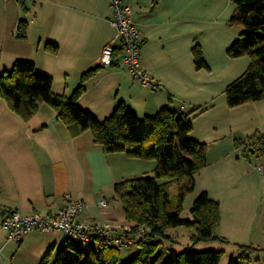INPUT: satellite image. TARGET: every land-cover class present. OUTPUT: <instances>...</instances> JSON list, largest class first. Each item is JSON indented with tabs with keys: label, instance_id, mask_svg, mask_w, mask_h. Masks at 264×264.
I'll list each match as a JSON object with an SVG mask.
<instances>
[{
	"label": "crops",
	"instance_id": "obj_1",
	"mask_svg": "<svg viewBox=\"0 0 264 264\" xmlns=\"http://www.w3.org/2000/svg\"><path fill=\"white\" fill-rule=\"evenodd\" d=\"M126 3L140 29L143 67L160 83L157 90L135 80L122 65L123 53L112 23L110 0H0V76L17 61H31L39 73L52 78L54 93L70 97L82 84L84 75L97 70L84 82L86 91L79 105L98 120L108 119L120 104L140 117L155 115L167 105L187 113L199 110L192 117V137L208 144L210 164L229 163V168L242 165V147L235 143L232 148L229 144L222 146L225 132L242 136L252 112L247 114L245 107L259 112L254 109L256 102L236 108H230L227 102L228 86L243 76L252 62L249 56L232 58L228 53L244 32L243 26L230 25L237 8L235 3ZM24 23L27 37L21 39L20 26ZM110 43H116L117 55L113 66L104 67L99 59ZM52 47L57 50L54 52ZM196 50L201 51L208 69L197 68ZM258 121L264 122V117H258ZM258 129L262 127L252 132ZM262 140L264 135L257 140L256 148L262 146ZM156 166L155 161L131 158L126 153L105 152L94 143L91 132L73 135L47 105H42L27 122L0 99V264H40L49 252L53 259L63 246L73 243L59 231H32L19 243L9 242L2 227L4 219L13 212L58 213L67 195L86 203L81 222L109 223L116 228L113 237L131 236L135 244L126 247L131 255L132 247L143 236L131 233L133 223L126 219L115 185L143 177ZM205 173L204 169L196 176L195 190L199 191L201 184V193L206 191L218 201L220 197L212 194L204 180ZM239 176L242 188L260 185L261 179L255 178L249 169L241 170ZM232 193L242 194L235 190ZM239 195L237 200L242 197ZM102 201H107V205L102 206ZM120 209L123 213H119ZM221 223V228L230 227ZM91 246L100 250L101 243Z\"/></svg>",
	"mask_w": 264,
	"mask_h": 264
},
{
	"label": "trees",
	"instance_id": "obj_2",
	"mask_svg": "<svg viewBox=\"0 0 264 264\" xmlns=\"http://www.w3.org/2000/svg\"><path fill=\"white\" fill-rule=\"evenodd\" d=\"M232 1L237 8L230 25H241L244 32L229 50V56H249L252 60L243 76L226 90L229 107L236 108L264 100V0ZM25 25L20 26L21 39L27 37ZM52 50L55 52L57 48L52 47ZM195 60L198 69L209 68L200 50H196ZM96 71L87 72L82 84L69 97L54 93L52 78L39 73L34 62L20 60L0 76V99L27 122L37 115L42 105H47L57 112L58 119L73 135L91 132L94 143L105 152L155 161L157 166L152 176L115 185L126 219L133 223L131 233L144 229V235L137 241L139 251L130 261L122 259L121 250L126 247L101 243L100 250L85 251L68 243L53 260L49 252L40 264H220L223 252H178L162 246L163 242L171 240L167 232L178 227L194 229L195 242L222 240L217 235L221 205L211 199L208 192H202L194 202L191 218L182 217L184 203L195 191L196 176L208 167V144L192 137V117L199 110L187 113L167 105L155 115L140 117L120 104L102 122L79 105L86 91L84 82ZM262 136L256 133L240 144L256 149L257 140ZM174 187H178L177 195L172 192ZM249 260L244 256L241 261L232 259L230 264H246Z\"/></svg>",
	"mask_w": 264,
	"mask_h": 264
},
{
	"label": "rangeland",
	"instance_id": "obj_3",
	"mask_svg": "<svg viewBox=\"0 0 264 264\" xmlns=\"http://www.w3.org/2000/svg\"><path fill=\"white\" fill-rule=\"evenodd\" d=\"M255 104L256 105L254 109L256 112H259V114L253 112V107H245L248 110L247 114H249L250 111L252 112L249 114V124L244 125V131L241 132L242 136L244 135V138L240 139L242 136H232L229 131H226V137L223 139L224 141L222 143V146L229 144L231 145V148L234 145L233 143H235L237 146L243 148L241 154L244 155L242 158H244L245 161L242 165H239L236 168H229L231 166L229 163L219 164L216 166L210 164V147H208V167L205 168V170H207L205 177L207 176V178L204 180L211 188L212 194L216 196L217 193V195L220 197L219 200L222 202H220L222 206L221 214L223 215V220L221 215V222H223V225L228 224L230 226H223L222 228L220 226L217 229V235L222 240H216L212 242H195L197 232L194 231V229L179 227L176 229H171L167 232V235L170 236L171 240L163 242L162 246H165L168 249H176L178 252L190 250L195 252H223L224 255L220 264H230L232 259L241 261L244 256L250 258L249 262L246 264H264V145L251 151L245 144H240L243 141H247L248 138L252 137L257 132L264 135V122H260V124H258V117H264V100L258 101ZM261 127L262 129L252 132L254 129ZM239 130L240 129L237 131ZM245 168H248L249 171H252L255 178L261 179L260 185L253 184L250 187L246 185L244 188H242L240 181L241 177L239 175L241 170H248ZM147 175L152 176L153 170L147 172ZM200 186H198L199 191L195 190L193 193H191L184 203L182 217L185 219L191 218L190 210L196 199L201 194ZM234 190L236 192L239 191L242 193L237 194V196L239 194V196H242L241 199L238 198L239 200H237V196H232V192H234ZM247 191L249 192L248 194H251V197H248V194H245ZM172 192L173 194L177 195L178 187H174ZM101 212L103 213L105 211ZM119 213H123V210L120 209ZM102 215L103 214L100 213L99 217L102 218ZM111 226L114 228L112 224ZM226 229L230 232L225 233L224 231ZM115 230L116 228L112 229V231ZM138 233L139 235H144V232ZM73 244L80 248H84L85 250H89L92 247V244H85L76 240H73ZM241 247L256 248L258 250H246L242 249ZM132 250L133 253L128 255V252L130 251H127L126 248H122V259L124 261H130L133 259L135 257L133 255L137 254L139 247L135 245L132 247ZM56 255L57 254L54 255V258Z\"/></svg>",
	"mask_w": 264,
	"mask_h": 264
},
{
	"label": "built area",
	"instance_id": "obj_4",
	"mask_svg": "<svg viewBox=\"0 0 264 264\" xmlns=\"http://www.w3.org/2000/svg\"><path fill=\"white\" fill-rule=\"evenodd\" d=\"M112 8V23L117 30V39L122 50V65L128 69L131 76L144 86H152L155 90L160 83L151 78L143 67L140 43V29L133 18V11L126 0H110ZM117 55L116 43L108 44L99 59V64L104 67L113 66ZM264 145V140L261 141ZM102 206L107 201L101 202ZM86 203L83 200L67 195L63 209L55 214H22L13 212L3 222V229L7 232L9 242L19 243L26 234L32 231L50 233L59 231L72 240L85 244L108 243L118 247L133 245L131 236L113 237L111 224L84 223L79 220L84 213ZM140 233L144 229H140ZM143 235V234H142Z\"/></svg>",
	"mask_w": 264,
	"mask_h": 264
}]
</instances>
